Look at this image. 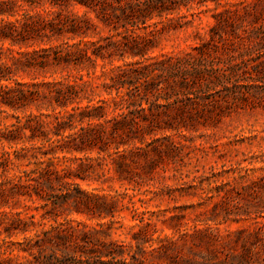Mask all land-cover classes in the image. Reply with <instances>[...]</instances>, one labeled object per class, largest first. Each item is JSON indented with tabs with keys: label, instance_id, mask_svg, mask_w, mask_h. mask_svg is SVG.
I'll use <instances>...</instances> for the list:
<instances>
[{
	"label": "clouds",
	"instance_id": "clouds-1",
	"mask_svg": "<svg viewBox=\"0 0 264 264\" xmlns=\"http://www.w3.org/2000/svg\"><path fill=\"white\" fill-rule=\"evenodd\" d=\"M0 13V264H264V0Z\"/></svg>",
	"mask_w": 264,
	"mask_h": 264
},
{
	"label": "trees",
	"instance_id": "trees-1",
	"mask_svg": "<svg viewBox=\"0 0 264 264\" xmlns=\"http://www.w3.org/2000/svg\"><path fill=\"white\" fill-rule=\"evenodd\" d=\"M0 14H2V13H0ZM7 27H10V26H7ZM0 36H6V31L3 29H0ZM254 71H255V69H254ZM44 264H51V261L46 260V261H44Z\"/></svg>",
	"mask_w": 264,
	"mask_h": 264
}]
</instances>
